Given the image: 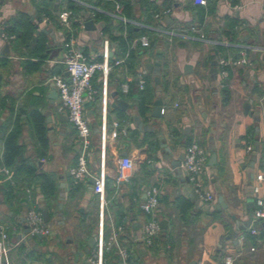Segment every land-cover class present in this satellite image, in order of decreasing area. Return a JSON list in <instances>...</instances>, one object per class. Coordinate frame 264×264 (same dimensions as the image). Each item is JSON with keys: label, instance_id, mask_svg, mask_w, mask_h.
I'll return each mask as SVG.
<instances>
[{"label": "crops", "instance_id": "crops-1", "mask_svg": "<svg viewBox=\"0 0 264 264\" xmlns=\"http://www.w3.org/2000/svg\"><path fill=\"white\" fill-rule=\"evenodd\" d=\"M71 1L83 5L85 12L81 10L82 16L73 12L66 27L58 21V12L67 8V0H0V31L24 15L35 26L33 35L43 31L47 44L45 58L39 59L31 54L33 42L7 41L0 36V58L5 59L0 64V158L3 135L15 132L23 149L21 158L49 174L56 185L54 199L47 202L40 179L33 174L12 167V179L7 180L0 173V224L17 227L10 231L11 264H91L94 247L88 252L83 248L97 233L100 221L105 239L119 232L130 264H225L222 258L227 255L234 256L233 264H264V226L259 229L252 220L254 197L264 195V182L256 180V174L264 172V0H207L206 4L133 0V20L121 12L119 3L111 11L99 0ZM86 19L92 20L93 28L84 25ZM127 25L146 29L149 33L143 35L154 40L151 49L139 51L131 68L126 63L128 51H121L111 38L120 26L125 35ZM105 40L110 69L106 77L99 71L94 74L95 97L84 102L92 131L89 175L87 181L76 184L71 170L77 164L80 142L65 113L58 110L57 91L49 78L67 76L62 63L66 43L79 47L89 60L102 61ZM6 45L8 52H4ZM243 53L249 63H229L227 75L221 76L218 59L236 60ZM115 60L121 62L113 64ZM148 65L160 67L158 83ZM142 71L146 83L140 89L136 77ZM123 83L128 84L126 92ZM146 88L152 99L141 106L139 96ZM157 98L163 100L159 118L150 115ZM120 101L126 105H119ZM37 124L45 128L44 145ZM250 126L259 128L253 167L249 165L253 151H246L254 141L245 137ZM114 128L119 132L115 138L111 137ZM192 141L209 153L202 178L214 197L210 204L198 198L181 167L179 156ZM102 144L107 200L103 210L93 192ZM212 144L214 164L209 163ZM121 156H130L135 169L128 181L116 183V162ZM177 160L178 166L174 165ZM151 185L162 191L161 230L154 243L145 246L140 236L148 215L140 205L144 190ZM255 185H259L257 192ZM59 191H65L61 209L57 206ZM43 207L50 215L46 222L52 224L50 235L19 240L26 231L25 212L31 208L41 212ZM249 226L258 231L245 233L239 241ZM111 250L105 253L104 264H121L116 247ZM79 251L84 254L76 261Z\"/></svg>", "mask_w": 264, "mask_h": 264}, {"label": "built area", "instance_id": "built-area-1", "mask_svg": "<svg viewBox=\"0 0 264 264\" xmlns=\"http://www.w3.org/2000/svg\"><path fill=\"white\" fill-rule=\"evenodd\" d=\"M199 4H206L207 0H194ZM168 11V9H167ZM73 12L71 9L64 8L58 12V21L61 25L69 27ZM156 17H160L159 14H155ZM123 20H125L123 18ZM169 34H175L173 31L166 30ZM0 36L7 41L15 39L14 34H8L2 28ZM203 39V35L200 36ZM142 46L149 45V38L146 35H142L139 39ZM109 58V46L108 41H104L103 48V60H89L84 52L71 42L66 43L65 55L62 63L65 66L67 76L63 74H53L49 78V81L55 87L58 95V110L63 111L76 130L77 136L80 142V154L77 159V164L71 170L74 183H82L87 181L89 170L87 167V157L91 154V127L89 121L85 115L84 102L86 99L93 100L95 97V90L92 87V77L96 72H101L106 77L110 63ZM121 60H115L113 64H119ZM244 65L248 64L249 60L243 53L241 57L236 60H228L226 58H219L218 64L220 66V74L225 77L227 75L226 66L229 64ZM136 83L140 89L144 88L146 83L145 71L137 74ZM122 90H128V84H122ZM106 108V88L103 89V110ZM163 112V108L161 110ZM114 127L118 126L117 122L113 123ZM125 132V129H121ZM119 132L114 128L111 132V137L115 138ZM101 167L99 173L94 177L93 192L97 195L99 200V206L101 210L106 206L107 200L105 197L106 186V173L104 171V145L101 146ZM246 151H253V145L248 144ZM208 150L196 141H192L185 146L183 153V160L181 167L186 171L190 182L192 183L193 190L198 198L204 203L210 204L213 200V194L204 186L202 173L204 167L208 161ZM116 183H124L129 180L132 171L135 169V163L130 156H121L116 162ZM0 173L5 175V179H12V170L0 163ZM256 180L259 183L264 182V172L256 174ZM259 185H255L253 190L258 191ZM253 191V193H254ZM145 198L141 202L142 211L148 215L145 222L140 240L145 246H150L154 243V240L161 230L160 218L158 215V208L160 205V195L162 193L160 186L151 185L144 190ZM102 217V212L100 213ZM252 220L254 222L264 221V195L257 194L254 197V209L252 211ZM24 222L26 231L20 236L19 240H25L28 237L36 235L48 236L51 233L50 227L43 219L42 213L36 209H28L24 214ZM16 226H6L0 224V264H11L9 252L12 248L10 243V231H16ZM256 226H249L244 233H242L238 240L243 241L245 233H256ZM19 242V241H18ZM116 247L120 257L121 264L129 263V250L123 245L119 238V232H113L112 235L105 239L103 236L102 222L100 221L99 229L97 231V240L94 246V252L90 257L91 264H104V255L106 251ZM254 247H251L253 250ZM225 264H233L234 256L227 255L222 258Z\"/></svg>", "mask_w": 264, "mask_h": 264}, {"label": "trees", "instance_id": "trees-1", "mask_svg": "<svg viewBox=\"0 0 264 264\" xmlns=\"http://www.w3.org/2000/svg\"><path fill=\"white\" fill-rule=\"evenodd\" d=\"M102 2L104 8L113 11L115 4L119 3L121 7V12L129 19H134L135 16L133 15L134 11V3L133 0H99ZM67 8L71 9L76 15L82 16V9L85 12V7L80 5L74 1L67 0ZM84 16V15H83ZM126 34L122 35V26L118 27L116 30V35L111 36V38L117 42L118 47L121 51H128V56L126 59L127 65L131 68L134 65L135 60L139 56L140 50H149L153 47L154 40L149 41L148 46H142L139 38L143 34L148 35V31L142 27H138L135 25H127L126 26ZM5 32L8 34H15L16 39H20L22 43H29L33 42L34 47L31 50V54L35 55L39 59L45 58V51H46V41H45V34L43 31H38L34 36L33 33L36 32L35 26L31 23L24 15H19L17 19L12 21L6 28H4ZM22 30V32L20 31ZM107 30V28L105 29ZM4 58H0V64L4 62ZM40 63V62H39ZM4 64V63H3ZM0 80H1V73H0ZM147 87V85H146ZM149 88V87H148ZM152 96L150 93L147 92V88L142 90L139 96V104L142 106L147 103H150ZM37 131L39 135V139L43 143L46 142L45 139V128L42 124H37ZM245 137L252 140L255 138L254 127H248L246 131ZM3 142H4V152L2 157L0 158V163L4 164L5 166L12 168L14 167L16 171L21 172L22 174H33L37 178L40 179V187L42 189V193L45 196L47 202L52 201L54 199V195L56 193V185L52 179V177L45 173L39 172L38 168L35 164H30L26 158H21V154L23 153V149L17 142V134L15 132L5 133L3 135ZM260 222V223H259ZM258 222V228L263 229L264 226L263 221ZM260 225V226H259ZM249 234V233H247ZM106 252H110L106 251ZM105 252V253H106ZM112 252V250H111ZM133 258V257H132Z\"/></svg>", "mask_w": 264, "mask_h": 264}, {"label": "water", "instance_id": "water-1", "mask_svg": "<svg viewBox=\"0 0 264 264\" xmlns=\"http://www.w3.org/2000/svg\"><path fill=\"white\" fill-rule=\"evenodd\" d=\"M84 25L87 28H90V29L93 28V22L90 19H86L84 21ZM8 48H9V46L6 45L4 52H8ZM186 68H188V66L185 67V69ZM148 69H149V72H153V73L156 74L155 81L158 83L159 80H160V77H159V69H160V67L158 65H155V66L148 65ZM66 74H68V73H66ZM118 104L121 105V106L122 105L125 106L126 102L120 101ZM162 104H163V100L161 98H157V99H155L153 101L152 111H151V114H150L152 117H155V118L161 117ZM248 108H249V105L245 104V109L247 110ZM65 119L67 120V117H65ZM135 120H136L137 124L141 127L142 126V122L138 119V117H136ZM254 131H255L256 134H258V131H259L258 126H255V130ZM258 144H259V137H258V135H256L255 138H254V141H253V153H252V155L250 157V163H249V165L251 167L254 166V163H255L256 158H257V151H258V148H259ZM164 145L165 144L161 143V146H164ZM211 149H212V153H211V156H210L209 163L210 164H214L216 162V151H215V145L214 144L211 145ZM123 155H125V154H123ZM21 157H22V155H21ZM179 159L180 160L183 159V154H181L179 156ZM180 160L175 161L174 165L178 166L179 163H180ZM60 186H64V185L61 184ZM58 198H59V202H58L57 206H58L59 209H61L62 208V200L65 198V191H59ZM218 200L220 202L222 201V196L220 194L218 196ZM41 213H42L44 221L48 222L49 219H50V215H49L48 210L45 207H43L41 209ZM161 223H162L163 226H165L166 221L162 220ZM249 223H250V221H249ZM38 236H41V235L39 234ZM96 240H97V233H93L91 235V237H89V239L87 240V245L83 248L84 252H88L89 248L94 247L95 243H96ZM84 252L83 251H79L78 252V255L75 257L76 261L78 260L79 257L83 256ZM75 264H77V263H75Z\"/></svg>", "mask_w": 264, "mask_h": 264}, {"label": "rangeland", "instance_id": "rangeland-1", "mask_svg": "<svg viewBox=\"0 0 264 264\" xmlns=\"http://www.w3.org/2000/svg\"><path fill=\"white\" fill-rule=\"evenodd\" d=\"M87 159H88V157H87ZM49 224V226H51L52 224H51V222L50 223H48ZM47 237V236H46ZM9 256H10V252H9Z\"/></svg>", "mask_w": 264, "mask_h": 264}]
</instances>
